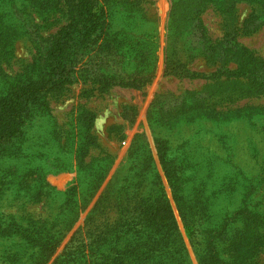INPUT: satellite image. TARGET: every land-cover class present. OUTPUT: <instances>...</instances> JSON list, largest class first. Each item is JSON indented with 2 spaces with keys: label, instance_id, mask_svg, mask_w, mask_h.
<instances>
[{
  "label": "trees",
  "instance_id": "16d2710c",
  "mask_svg": "<svg viewBox=\"0 0 264 264\" xmlns=\"http://www.w3.org/2000/svg\"><path fill=\"white\" fill-rule=\"evenodd\" d=\"M263 2L170 0L164 74L201 78L206 84L176 97L170 127L159 115L161 96L148 119L199 264H260L257 258L264 251V153L255 136L264 135V130L257 119L228 108L230 101L245 93V83L238 78L245 70L247 74L246 65L252 70L249 84L264 90V68L252 66L245 47L237 41L241 33L264 24V17L255 27L248 24L259 19ZM149 3L0 0V190L23 205L44 200L50 208L44 218L25 211L16 216L0 211V264H46L111 169L114 159L106 155L99 168L90 175L79 172L64 190L49 185L44 175L59 174L64 159L57 151L50 156L35 149L41 133L36 121L42 117L54 124L47 96L75 83L104 92L117 85L144 88L154 76L157 59V19L149 14ZM239 3L256 5L242 24ZM207 9L222 18L220 39L211 37L202 19ZM60 16L65 24L44 35ZM19 40H28L35 54L12 75L4 64L15 58ZM198 60L214 69H192L190 65ZM231 61L237 64L234 70L228 67ZM95 121L94 112L85 108L79 112L77 135L69 133L61 145L69 148L66 153L77 146V156L85 157L94 144ZM239 123L251 130L244 144L235 129ZM163 125L170 132L164 140L158 133ZM51 129L48 143L57 144L62 136ZM242 147L248 154H239ZM49 157L50 170L44 165ZM151 164L147 170L153 195L137 205L135 192L127 200L123 195L134 176L125 177L117 195V219L96 224V216L107 212L112 198L108 191L86 220V236L74 237L53 264H193Z\"/></svg>",
  "mask_w": 264,
  "mask_h": 264
},
{
  "label": "rangeland",
  "instance_id": "374dc122",
  "mask_svg": "<svg viewBox=\"0 0 264 264\" xmlns=\"http://www.w3.org/2000/svg\"><path fill=\"white\" fill-rule=\"evenodd\" d=\"M150 1L151 3L146 4V7L149 14L157 19V59L154 76L144 88L135 89L117 85L111 87L109 91L104 92L92 88L90 85H84L81 82L75 83L61 92L51 93L47 96L50 113L53 116L51 121L54 124L45 122L42 117H38L36 121L37 128L41 133L36 137L35 149L39 152H47L50 156L57 151L58 156L64 159L61 162L63 166L59 174L55 175L51 171L46 176L44 175L46 182L51 186L64 190L78 176L79 172L90 175L94 168H99L100 159L103 160L106 155H111L114 159L111 169L100 183L94 197L80 211L77 221L60 241L55 253L48 259L46 264H53L57 257L64 254L74 237L79 236L84 238L86 236V220L108 191L112 198L108 199L107 212L106 214L96 216V224L101 226L102 223H111L117 219L118 204L116 202H118L119 198H117V195L124 183L125 177L134 176L132 186L127 185L125 189L126 194L123 195L124 197L128 196L127 200L135 192L136 200L134 204L136 203L135 205H137L142 200L153 195L151 182H149L151 175L148 174L147 170L150 161L154 164H151L152 168L159 174L165 194L172 206L181 239L188 250L191 261L193 264H199L190 240L189 231L186 229L187 224L179 214L173 188L164 171L155 135L148 117L152 113L151 109L154 101L161 96L159 115L162 117L163 122L167 123L165 125L170 127L173 123L171 120L174 113V105L177 103L176 97L186 91L196 92L203 89L206 80L201 78H178L164 74V48L170 12V0ZM237 6L239 8V21L242 24L243 21L248 19V16L256 5L239 3ZM263 17L264 4L259 8V19L256 20L255 24L251 22L253 21L251 19L248 24H253L254 26L252 27H255ZM59 19L57 25L44 31L43 34L54 33L60 26L65 24V17L60 16ZM202 19L208 26L209 34L213 39H220L223 36V21L216 11L207 9L202 14ZM237 41L245 47L249 55L250 64L260 67L259 69L264 68V24L256 29L241 33L237 36ZM34 54L35 49L28 40H19L16 43L15 58L10 60L8 64H4V68L9 74L13 75L21 69L23 61L24 63L31 61ZM190 67L201 72H210L214 69L209 68L203 60L195 61ZM228 67L234 70L237 68V64L235 61H231ZM245 68L247 69V74L245 70L244 75L238 78V80L245 83L243 85L245 93L242 96H236L235 99L230 101L228 108L231 110L239 109L243 114H248L250 117L257 119L262 130H264V90L255 89L252 84H249L252 70L249 65H246ZM87 89L88 91L86 92ZM83 108L94 112L96 121L92 130L94 144L89 148L85 157L82 158L78 157L75 152V150L77 151V146L72 153H66L69 148H62L61 145L67 135L74 134V137L77 135L78 127H75V123L77 115ZM234 125L238 124L234 123ZM52 127L62 136V138L58 139L57 144L48 143L50 138L47 136V133L52 132ZM235 129L241 134L243 139L242 144H244V138L247 134L250 135L251 130L245 127L244 123H239V126H236ZM161 130L162 132L158 130V133L159 136L161 135L162 140H164V136H167L170 132L168 128L164 129V125ZM255 136L258 139V147L264 153L263 133L255 134ZM75 141L77 144L79 137H76ZM162 146L164 149V142H162ZM132 150L134 153H132ZM174 154L176 155L177 152ZM239 154H248V149L242 147L239 150ZM45 161V168L50 170L52 166L50 164L51 157L46 158ZM140 174L142 175L140 176ZM185 193L189 194L186 191ZM127 203L130 202L122 204L125 206ZM49 209L48 204L44 200L39 203L23 205L19 199H14L9 192L5 191L4 193V191L0 190V211L4 215L16 216L25 211L38 218H44L48 216ZM102 210H104V207L100 211ZM257 260L260 264H264V251L258 256Z\"/></svg>",
  "mask_w": 264,
  "mask_h": 264
}]
</instances>
